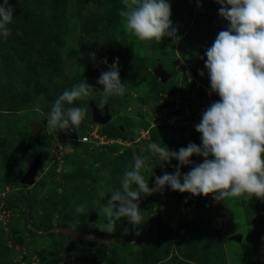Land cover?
I'll list each match as a JSON object with an SVG mask.
<instances>
[{
  "label": "rangeland",
  "instance_id": "1",
  "mask_svg": "<svg viewBox=\"0 0 264 264\" xmlns=\"http://www.w3.org/2000/svg\"><path fill=\"white\" fill-rule=\"evenodd\" d=\"M168 2L180 39L156 43L124 31L122 0H9L11 32L0 36V264H264V200L248 194L216 202L165 185L141 194L139 226L121 219L108 232L99 216L136 156L149 165L141 173L150 188L156 177L174 174L179 161L155 160L148 145L177 152L201 145L191 122L220 99L209 95L205 50L227 29L221 5ZM117 59L126 92L98 108L97 80ZM82 80L93 88L73 105L87 108L84 121L52 131V104ZM94 108L109 120H92ZM190 159L182 174L204 158ZM36 161L34 182L23 184Z\"/></svg>",
  "mask_w": 264,
  "mask_h": 264
},
{
  "label": "clouds",
  "instance_id": "2",
  "mask_svg": "<svg viewBox=\"0 0 264 264\" xmlns=\"http://www.w3.org/2000/svg\"><path fill=\"white\" fill-rule=\"evenodd\" d=\"M215 2L221 5L219 15L228 21V26L205 50L209 95L215 93L220 99L203 111L195 126L201 145L189 143L177 152L150 143L148 151L155 160L179 161L174 174L165 172L156 177L153 188L141 173L149 165L136 156L131 169L123 174L120 189L111 191V198L100 205L98 213L105 217L108 232L114 231L116 221L121 219H127L134 227L141 225L144 217L139 207L141 194L152 195L165 185L194 196L212 194L216 202L245 194L264 200V0ZM122 4L119 15L128 35L141 42L160 43L165 37L180 39L170 18L168 0H122ZM13 11L9 0L0 3V36L10 35L8 25ZM104 63L107 64L106 59ZM118 64L117 59L97 80L103 86L98 108H103L110 96H123L126 92ZM90 89L93 88L82 80L55 99L47 120L52 131H73L80 126L87 108L73 105L87 98ZM193 155L202 156L203 162L182 174L180 166L192 165ZM98 194L105 197L102 189H98ZM76 211L83 213V206Z\"/></svg>",
  "mask_w": 264,
  "mask_h": 264
},
{
  "label": "water",
  "instance_id": "3",
  "mask_svg": "<svg viewBox=\"0 0 264 264\" xmlns=\"http://www.w3.org/2000/svg\"><path fill=\"white\" fill-rule=\"evenodd\" d=\"M160 73L162 76L161 79L165 80L167 78V73L162 72V71ZM92 120L99 121L101 123H106L109 120V114L105 113L103 116H101V115H99L97 109L94 108L93 114H92ZM36 169H37V161L32 163V165L29 166V168L27 169L23 178L21 179V182L23 184H32L34 182V173H35Z\"/></svg>",
  "mask_w": 264,
  "mask_h": 264
},
{
  "label": "trees",
  "instance_id": "4",
  "mask_svg": "<svg viewBox=\"0 0 264 264\" xmlns=\"http://www.w3.org/2000/svg\"><path fill=\"white\" fill-rule=\"evenodd\" d=\"M47 5H49L48 3H46V2H40V6H44L45 8L47 7ZM9 55L8 54H6V56H5V62L8 64V62L10 61L9 59H7V57H8ZM162 175V174H161ZM14 198L15 199H22L23 197L21 196V195H15L14 196ZM8 204H11V205H13V203H11V202H9ZM215 221V222H214ZM213 222L215 223V224H217V220H213ZM148 260L149 259H147V260H143V262L142 263H139V264H148L149 262H148Z\"/></svg>",
  "mask_w": 264,
  "mask_h": 264
},
{
  "label": "built area",
  "instance_id": "5",
  "mask_svg": "<svg viewBox=\"0 0 264 264\" xmlns=\"http://www.w3.org/2000/svg\"><path fill=\"white\" fill-rule=\"evenodd\" d=\"M202 116L200 115L199 118L196 117V119H194L191 124H193V126L195 127L201 120ZM88 138V136L84 135L81 137L82 140H86Z\"/></svg>",
  "mask_w": 264,
  "mask_h": 264
},
{
  "label": "crops",
  "instance_id": "6",
  "mask_svg": "<svg viewBox=\"0 0 264 264\" xmlns=\"http://www.w3.org/2000/svg\"><path fill=\"white\" fill-rule=\"evenodd\" d=\"M177 162V161H176Z\"/></svg>",
  "mask_w": 264,
  "mask_h": 264
}]
</instances>
